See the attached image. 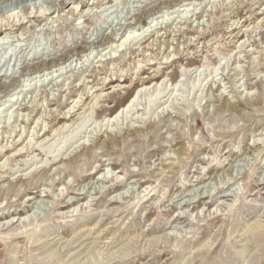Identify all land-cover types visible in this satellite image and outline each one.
<instances>
[{"label":"rangeland","instance_id":"1","mask_svg":"<svg viewBox=\"0 0 264 264\" xmlns=\"http://www.w3.org/2000/svg\"><path fill=\"white\" fill-rule=\"evenodd\" d=\"M5 29L0 264H264V0H0Z\"/></svg>","mask_w":264,"mask_h":264},{"label":"bare ground","instance_id":"2","mask_svg":"<svg viewBox=\"0 0 264 264\" xmlns=\"http://www.w3.org/2000/svg\"><path fill=\"white\" fill-rule=\"evenodd\" d=\"M89 4V3H88ZM45 14V16H47V14L46 13H44ZM43 14V15H44ZM40 15H42V14H40ZM7 31V29H5V31H3V30H1V34H0V39H1V41L0 42H3V41H5V39H7V35H5L4 33H7L6 32ZM5 35V36H4ZM125 42H128L129 41V37H127V38H125V40H124ZM5 43H6V41H5ZM4 42L2 43V44H0V46L1 45H3V44H5ZM113 45L114 44H112V47H113ZM114 48V47H113ZM118 80V79H117ZM125 81H126V79L125 80H120V82H122V83H125ZM162 81H160V80H157V81H152V82H150V83H142L136 90L138 91L137 93H135L131 98H130V100L124 105V106H122L121 107V109L118 111V112H116V114H114V115H111L109 118H108V120L110 121L111 119H112V117H114L115 115L116 116H119V113H126V112H128L130 109H131V107L132 106H134V99H135V96L139 93V92H141V91H143V90H148V89H150L151 87H153V88H155V90H157V86L161 83ZM110 86L111 85H113V80H111L109 83H108ZM153 102H154V98H152L151 99V105H153ZM77 104V103H76ZM75 106L76 105H74L72 108H73V110L75 109ZM78 106V105H77ZM76 106V107H77ZM79 109V108H78ZM75 111V110H74ZM70 110H69V114H70ZM76 113V112H75ZM115 116V117H116ZM63 119L64 120H66L67 118H66V116H64L63 117ZM29 120V119H28ZM56 159H58V157L56 158ZM55 159V160H56ZM12 226V225H11ZM25 237V235H22V236H19V237H16L17 239H21V238H24Z\"/></svg>","mask_w":264,"mask_h":264}]
</instances>
